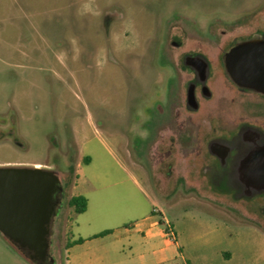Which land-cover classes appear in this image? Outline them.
Segmentation results:
<instances>
[{"label":"rangeland","instance_id":"obj_1","mask_svg":"<svg viewBox=\"0 0 264 264\" xmlns=\"http://www.w3.org/2000/svg\"><path fill=\"white\" fill-rule=\"evenodd\" d=\"M256 36L264 37V0H0V165L68 179L50 229L54 264H65L68 239L107 230L93 239L109 247L115 228L147 213L165 217L193 257L210 217L218 248L249 223L264 233V192L242 196L207 176L219 125H263L264 99L215 65L212 113L189 120L182 101L184 52L215 64ZM78 195L80 213L67 205ZM0 264L32 263L0 234Z\"/></svg>","mask_w":264,"mask_h":264},{"label":"water","instance_id":"obj_2","mask_svg":"<svg viewBox=\"0 0 264 264\" xmlns=\"http://www.w3.org/2000/svg\"><path fill=\"white\" fill-rule=\"evenodd\" d=\"M225 71L238 86L264 94V38L235 43L223 56ZM195 99L191 87L187 101ZM194 108L197 105H193ZM248 178L264 190V156L248 158ZM63 191L60 176L39 166L0 165V234L32 264H54L49 253L56 194Z\"/></svg>","mask_w":264,"mask_h":264},{"label":"crops","instance_id":"obj_3","mask_svg":"<svg viewBox=\"0 0 264 264\" xmlns=\"http://www.w3.org/2000/svg\"><path fill=\"white\" fill-rule=\"evenodd\" d=\"M135 216L127 221L128 227H117L111 236L117 239L105 247L101 239H93L98 233L85 238L82 242L73 244L67 251L65 264H264V233L250 223L240 230L239 239H228L226 246L218 248L217 231L211 223L215 218L206 220V231L202 233L200 245L196 246V256L182 250L171 223L165 218H156L151 213L144 214L139 220ZM162 221L163 223H160ZM172 230V237L165 232V227ZM121 228V229H120ZM102 232V231H101ZM110 235V234H109ZM259 237V239H258ZM126 239L130 255L120 251L116 242ZM90 239V240H89ZM89 240V241H88ZM94 240V241H92ZM97 240V241H96ZM106 248L104 253L101 249ZM108 248H113L121 255L120 260L113 261L108 254Z\"/></svg>","mask_w":264,"mask_h":264},{"label":"flooded vegetation","instance_id":"obj_4","mask_svg":"<svg viewBox=\"0 0 264 264\" xmlns=\"http://www.w3.org/2000/svg\"><path fill=\"white\" fill-rule=\"evenodd\" d=\"M232 46L217 55L215 64L206 58L204 53L200 50L186 51L183 53L182 62L184 63V68L187 74L182 100L187 111L183 114L188 115L189 120H191L189 115L192 114L198 113V115L201 116H209V114L212 113V105L207 104V101H210L212 98V93L209 87L212 84V79L215 75V65L219 68V71L222 70L226 74L231 85H234V87L241 91H246L249 94L264 99V94L236 85L226 73L223 56ZM189 87L192 88L195 97L192 104H189L187 101V90ZM193 105H197V107L194 108ZM219 126L218 133L213 135L207 143V149L215 159L214 166L207 165V169L209 170L207 176L210 181L217 185H223L224 189H231L240 193L242 196H251L254 193L264 192V190H257L253 186L247 174L249 171V166H247L248 158L257 150H260L264 156V124L261 125L257 121H252L248 124H242L239 129L233 130L223 125ZM213 130L216 131V128ZM198 136L197 128V133L194 136L191 134L189 141H198ZM191 146L192 145H190V147ZM196 146H198V144H196ZM62 187L63 191L57 193L55 196L58 200L55 214L61 206L63 201L62 198L66 191L64 182L62 183ZM262 210L264 211V207Z\"/></svg>","mask_w":264,"mask_h":264},{"label":"trees","instance_id":"obj_5","mask_svg":"<svg viewBox=\"0 0 264 264\" xmlns=\"http://www.w3.org/2000/svg\"><path fill=\"white\" fill-rule=\"evenodd\" d=\"M84 161H87V158H84ZM70 170H69V172H70ZM66 184H69L68 179L65 182V185ZM67 205L70 206V207H73L75 212L80 213V212H83L85 210V208H86V200L81 195H78V196H70L68 198V200H67ZM160 223H163V222L160 221ZM107 232L108 231L105 230V231H102V232L98 233L95 236H101V235L106 234ZM165 232L167 234L169 233V227H165ZM82 241H83V239H81V238H78L77 240H73L71 242L68 239L67 242H66V247L65 248H69L72 244H77V243H80Z\"/></svg>","mask_w":264,"mask_h":264},{"label":"built area","instance_id":"obj_6","mask_svg":"<svg viewBox=\"0 0 264 264\" xmlns=\"http://www.w3.org/2000/svg\"><path fill=\"white\" fill-rule=\"evenodd\" d=\"M168 235H170V236L172 235V230L170 229V227H169V233H168Z\"/></svg>","mask_w":264,"mask_h":264}]
</instances>
